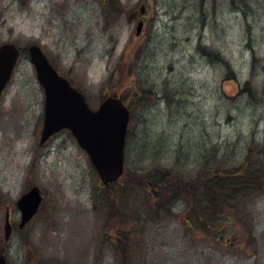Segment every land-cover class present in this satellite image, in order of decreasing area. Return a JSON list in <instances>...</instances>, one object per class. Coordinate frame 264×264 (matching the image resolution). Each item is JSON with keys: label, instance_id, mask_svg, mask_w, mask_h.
I'll return each mask as SVG.
<instances>
[{"label": "rangeland", "instance_id": "rangeland-1", "mask_svg": "<svg viewBox=\"0 0 264 264\" xmlns=\"http://www.w3.org/2000/svg\"><path fill=\"white\" fill-rule=\"evenodd\" d=\"M3 42L40 44L94 109L124 95L125 182L168 171L177 186L198 177L201 188L202 175L248 154L261 166L252 172L261 189L209 209L214 222L202 218L200 229L185 223L192 210L179 197L145 218L150 187L134 182L122 196L134 218L108 227L114 189L70 131L40 144L45 94L25 53L0 99V252L9 264H124V249L129 264H264V0H0ZM135 171L144 173L130 178ZM33 184L41 209L6 242V210L19 220L16 202Z\"/></svg>", "mask_w": 264, "mask_h": 264}, {"label": "water", "instance_id": "water-1", "mask_svg": "<svg viewBox=\"0 0 264 264\" xmlns=\"http://www.w3.org/2000/svg\"><path fill=\"white\" fill-rule=\"evenodd\" d=\"M144 11V6H142ZM133 16H131V19ZM144 21L136 27V35L143 30ZM39 83L45 91V114L40 143L62 129H70L79 145L88 153L105 185L118 180L124 172V151L130 110L116 96H107L96 109L90 107L85 95L62 76L39 45L29 46ZM21 49L15 43L0 46V97L10 81ZM38 186L32 187L17 201L22 214L20 227L32 219L42 202ZM5 240L12 234V224L7 211L4 226ZM0 264H8L6 255L0 253Z\"/></svg>", "mask_w": 264, "mask_h": 264}, {"label": "trees", "instance_id": "trees-1", "mask_svg": "<svg viewBox=\"0 0 264 264\" xmlns=\"http://www.w3.org/2000/svg\"><path fill=\"white\" fill-rule=\"evenodd\" d=\"M200 50L206 55L211 54V51L207 48L201 47ZM120 97L125 100L123 94L120 95ZM258 164L259 162L256 161L253 163V161H251V156L248 154L244 164L232 168L226 167L223 169L221 175H207L205 178L204 175H202V177H200L203 179L200 180L201 188H198V183L196 184L198 177H196L195 182L190 183L189 186L187 182H184V186H177V183H172L171 180L167 178L169 175L168 171H155V177L144 173V171H135L132 172L129 177L138 179L141 178L144 173L147 184L138 183L137 181L125 182L121 179L124 177L125 173H127L125 170V173L120 178L121 180L119 179L105 187L107 189H114V192H109L110 197L105 201V203L111 207L110 212L104 218L105 225L108 227L120 225L123 228L128 220L134 218L135 213L126 217V211L122 200V196L125 195L124 193H129L130 188H133L129 185L130 182H134L140 187H150L148 195L145 196L146 201L144 202L146 204L145 215H143L145 218L147 216H152V214L156 217H161L163 213H167L164 211H169L170 208H173L171 205L179 197L180 200L184 202L188 201L192 210L190 213L191 215L186 219L185 223L194 224L200 229L202 226V218H205L209 222H214L213 215L209 212V209L212 208L215 211L221 210L222 206L224 208L226 203L230 202V196L237 197L238 195H249L253 189H261V184L257 180L260 176L255 175V173L252 174V172L261 169V166H258ZM185 178L188 180L187 177ZM204 188L205 190L203 191ZM181 189L187 190L181 192L179 191ZM200 195L207 198V203L204 204V200H200ZM124 233L128 232L124 231ZM124 235L126 237L130 236L129 233ZM124 251V264H129L131 260L129 256H127L125 249Z\"/></svg>", "mask_w": 264, "mask_h": 264}, {"label": "flooded vegetation", "instance_id": "flooded-vegetation-1", "mask_svg": "<svg viewBox=\"0 0 264 264\" xmlns=\"http://www.w3.org/2000/svg\"><path fill=\"white\" fill-rule=\"evenodd\" d=\"M142 17H144V16H142V15H140V14H137V16H136V20H137V19H140V18H142ZM33 185H35V184H33ZM33 185H31V187H32ZM31 187H30V188H31ZM28 189H29V188H28ZM43 194H44V193H43ZM44 196H45V195H44ZM41 206H42V205H41ZM40 209H41V207L38 209V212L35 214V216L32 218V220L29 221L23 229L20 228L21 214H20V219L17 220V221L12 220V218H11V221H12V224H13V233H14L15 231H17V230H16V229H17V226H18V228H19L20 231H21V230H25L26 227H28V225L31 224L32 221L35 219V217H36V215L39 213ZM9 210H10V209H9ZM11 213H12V212H11V210H10V216H11Z\"/></svg>", "mask_w": 264, "mask_h": 264}]
</instances>
